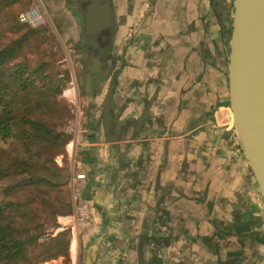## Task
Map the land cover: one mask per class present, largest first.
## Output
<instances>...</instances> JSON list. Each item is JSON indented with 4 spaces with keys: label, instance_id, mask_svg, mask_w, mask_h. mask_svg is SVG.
Listing matches in <instances>:
<instances>
[{
    "label": "crops",
    "instance_id": "crops-1",
    "mask_svg": "<svg viewBox=\"0 0 264 264\" xmlns=\"http://www.w3.org/2000/svg\"><path fill=\"white\" fill-rule=\"evenodd\" d=\"M111 1L116 35L93 106L110 102L121 140L107 142L102 120L78 147L99 264H138L143 231L147 264H254L263 204L232 130L212 0ZM81 248L76 229V261Z\"/></svg>",
    "mask_w": 264,
    "mask_h": 264
},
{
    "label": "rangeland",
    "instance_id": "rangeland-1",
    "mask_svg": "<svg viewBox=\"0 0 264 264\" xmlns=\"http://www.w3.org/2000/svg\"><path fill=\"white\" fill-rule=\"evenodd\" d=\"M43 3L48 16L45 25H43L46 27V33L40 36V41L36 38L39 44L30 47L33 49L32 52H29L31 49L23 52L24 55H32L34 60H38L39 57L42 59L49 58L52 65L50 64L47 73L50 72L54 75L52 78L57 80V83L60 80L61 91L54 98V113L52 115L58 123L56 129L63 134L64 142L60 147L62 150L54 156V161L50 164L52 167L50 172H43L38 175L51 180L54 187L40 186L39 192L30 195L34 200L35 219L42 233L38 241L29 249L33 257L40 261L41 258L47 257V252L51 250L55 238H59L60 241L66 239L69 240L66 256H59L54 260L47 261L44 259L45 261L40 264H84L87 245L94 238V234L89 236L90 240L87 237L94 222L89 220L88 207L86 208L78 197V193L81 194V197L88 195L87 188L85 190L83 185L87 179L80 183L76 198V190L72 187V178L75 173H84L82 171H85L84 166L80 165L81 159L78 147L82 148V144L87 140L89 133L94 134L96 130L102 127L96 125L97 121L102 122V107L93 106L83 90L82 71L85 63V39L83 37L82 18L74 7L68 4L67 0H43ZM219 3L224 18L223 23L229 34L235 0H219ZM33 5L34 0H17L12 14L17 17L22 11ZM0 24V37L2 34L6 37L2 41L3 44L0 41L1 50L5 44L15 40L18 35L15 32L1 33L2 29L6 30L8 26H6V20L0 19ZM230 118L231 125H233L232 117L230 116ZM232 130L235 132L234 126H232ZM235 135L238 138L236 132ZM12 145V140L5 141L0 138V165L7 162V152L13 150ZM251 173L253 174L252 170ZM19 178L15 177L0 181V200L4 198L5 188L12 182H19ZM30 189L34 191L35 188L31 187ZM257 191L263 204L261 206L263 209L258 215L259 219L255 221L253 228L257 232L256 243L258 244L264 240V203L258 187ZM19 196H22V194ZM53 212H55V215H53ZM58 219L63 223H60ZM76 229L82 247L77 261L74 255ZM249 230L245 229V231ZM262 245H264V242ZM249 261L254 262V264H264V246L260 250L257 249L253 254V259Z\"/></svg>",
    "mask_w": 264,
    "mask_h": 264
},
{
    "label": "trees",
    "instance_id": "trees-1",
    "mask_svg": "<svg viewBox=\"0 0 264 264\" xmlns=\"http://www.w3.org/2000/svg\"><path fill=\"white\" fill-rule=\"evenodd\" d=\"M16 1L0 0V19L6 20L8 26L1 33L18 35L0 50V138L13 141L7 162L0 165V181L20 177L19 182L5 188L4 198L0 200V264H40L44 259L66 256L69 248V240L55 238L47 257L40 261L29 249L42 233L30 195L39 192L40 186L54 187L51 180L38 175L50 172V164L64 142L52 115L61 84L47 73L49 58L34 60L32 55H24L23 51L39 44L36 38L40 41L46 27L32 29L20 24L18 16L12 14ZM5 38L2 34L0 41Z\"/></svg>",
    "mask_w": 264,
    "mask_h": 264
},
{
    "label": "water",
    "instance_id": "water-1",
    "mask_svg": "<svg viewBox=\"0 0 264 264\" xmlns=\"http://www.w3.org/2000/svg\"><path fill=\"white\" fill-rule=\"evenodd\" d=\"M67 1L83 21V90L90 103H94L95 92L108 74L107 61L112 53L117 27L114 6L111 0ZM212 5L222 22L226 43L227 86L234 129L264 203V0H235L229 34L223 23L219 0H212ZM102 115L106 140L110 145L118 147L122 128L118 136H113V116L109 101H106ZM140 120L144 123L143 118ZM145 232L139 239L138 264H147ZM103 240L104 236L99 235L89 242L84 264H99L100 256L104 254L95 251L100 248L99 244ZM96 256L98 258L95 259Z\"/></svg>",
    "mask_w": 264,
    "mask_h": 264
},
{
    "label": "built area",
    "instance_id": "built-area-1",
    "mask_svg": "<svg viewBox=\"0 0 264 264\" xmlns=\"http://www.w3.org/2000/svg\"><path fill=\"white\" fill-rule=\"evenodd\" d=\"M47 17V11L44 7L43 0H34L33 6L19 14L18 22L23 25L38 28L45 25ZM86 179L87 176L84 173L74 174L72 178V187L76 190V198L80 183L84 182Z\"/></svg>",
    "mask_w": 264,
    "mask_h": 264
},
{
    "label": "bare ground",
    "instance_id": "bare-ground-1",
    "mask_svg": "<svg viewBox=\"0 0 264 264\" xmlns=\"http://www.w3.org/2000/svg\"><path fill=\"white\" fill-rule=\"evenodd\" d=\"M233 119V118H232Z\"/></svg>",
    "mask_w": 264,
    "mask_h": 264
}]
</instances>
